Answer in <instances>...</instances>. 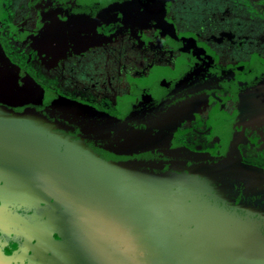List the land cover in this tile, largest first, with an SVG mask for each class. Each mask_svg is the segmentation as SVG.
I'll list each match as a JSON object with an SVG mask.
<instances>
[{"label":"flooded vegetation","instance_id":"flooded-vegetation-1","mask_svg":"<svg viewBox=\"0 0 264 264\" xmlns=\"http://www.w3.org/2000/svg\"><path fill=\"white\" fill-rule=\"evenodd\" d=\"M0 43L47 90L264 173V0H0ZM0 182L3 252L52 264L68 211ZM229 188L264 214V176Z\"/></svg>","mask_w":264,"mask_h":264},{"label":"water","instance_id":"water-1","mask_svg":"<svg viewBox=\"0 0 264 264\" xmlns=\"http://www.w3.org/2000/svg\"><path fill=\"white\" fill-rule=\"evenodd\" d=\"M234 162L43 88L0 43V181L68 211L52 264H264V214L229 188L264 173Z\"/></svg>","mask_w":264,"mask_h":264}]
</instances>
